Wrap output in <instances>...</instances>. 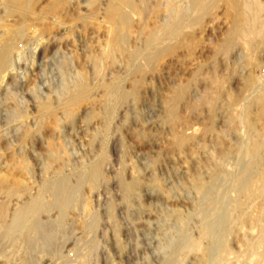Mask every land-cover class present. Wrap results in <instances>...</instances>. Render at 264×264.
Returning <instances> with one entry per match:
<instances>
[{
	"label": "rangeland",
	"instance_id": "374dc122",
	"mask_svg": "<svg viewBox=\"0 0 264 264\" xmlns=\"http://www.w3.org/2000/svg\"><path fill=\"white\" fill-rule=\"evenodd\" d=\"M70 1H65L66 7L63 6L62 12L60 11L59 14L61 20L66 21H63L65 24L57 27L55 24L57 18L48 13L53 0H37L35 4L36 18L27 19V26L32 28V32L41 29V25L53 27L55 24L54 27L57 28L51 27V29L47 26L49 33L43 35V40L40 41L41 43L39 42V46L35 42L40 34L29 32L23 42V58L17 56L15 58L19 71L12 70L10 76H6L0 87V117L2 116L0 119L6 123L13 116V107L18 106L20 110L28 111L30 119L28 123L31 126L34 124V129L38 123L36 121L38 120L36 112L38 96L40 99L47 98L48 95L54 100L63 99L61 88L63 71L67 73L66 84L71 85L78 73H85L87 78H92L90 84L93 89L90 98L82 102L80 109H78L75 119L77 126L71 127L70 122L64 120L62 111L59 110L58 117L63 119L62 128H56L54 125L45 128L42 131L45 138L41 142L34 143L33 146L32 144L28 146L27 149L31 153L29 178L28 175L16 174L15 177L9 179V181L11 180L9 183L5 184L6 187L0 186V264H80L79 261L83 262L86 258L88 260L85 261L86 264H164L165 259L171 255L170 245L178 239L182 230L179 224L180 219L185 221L187 219L186 232L189 233L188 236L191 237V241L199 239L200 223L193 214L196 215V208L202 201V195L198 193L196 188L200 180L203 183L204 181L205 183L209 182L217 168L225 173H233L234 175L239 173L240 168L236 166L235 159H231L228 155L234 150L238 151L242 147L241 145H244L248 140V134L251 131L238 124L240 123L239 117L248 105V116L255 123L254 133L253 131L251 133L256 135L264 130L261 103L252 102L255 93L253 90L255 91L258 87L264 89V44L258 46L259 50L250 51L248 47L240 43L235 50L228 53L223 52L221 46L226 41L232 27L233 22L231 20L234 18V10L231 6L232 0H219L215 3L216 5L212 6L213 9L211 8L209 13L200 15V19L195 25L186 27L187 29L183 30L178 39L172 40L173 42L171 41L169 47L171 51L162 55L153 66H146L142 63V73L130 72L129 65L127 67V53V56L121 57L122 60L118 55L117 63L110 62V66L107 64L110 68H105L106 71L98 73L97 77L90 68L91 64L88 63L87 56L90 53L91 56L101 55L102 49L105 48L103 46H105V39H107L110 29L107 24L105 9L110 0H98L94 5L95 7L99 6L96 8L94 6L88 7V0ZM133 1L137 13L135 16L134 14L130 16L131 27L128 39L130 51L141 48L145 38L149 35L148 32L160 28L162 26L159 24L162 23L160 22L161 18L164 20L166 16L163 5L166 0H146L149 1L146 4L145 0ZM184 1L187 3L186 0H176L175 3L177 2L178 5L184 7L186 5ZM261 1L264 2V0ZM180 2L181 4H179ZM145 5L149 8L147 9ZM156 8L161 9L158 14L154 12ZM68 11L71 13L69 14ZM69 15L71 16L69 17ZM4 21L6 26L12 27L18 26L23 20L20 16L14 15ZM147 26L148 29H146ZM58 37L60 41L55 42L59 39ZM89 46H92V52L89 50ZM33 47L37 48L33 50ZM95 53L97 54L95 55ZM33 54L36 57L34 66L29 62L31 61L30 55ZM235 57L237 58L235 59ZM84 63L85 65H83ZM69 67L73 68L69 69ZM92 73H94L95 78ZM120 76L126 80L124 90L128 92L129 96L123 108L118 112L111 128L105 130L104 119L102 120L104 118L105 85L111 84L115 78ZM251 80L256 83L254 86L248 83ZM215 81L217 83H214ZM60 90L61 95L59 94ZM179 91H183V95L175 104L176 109L174 115L171 116L170 110L174 105V97ZM228 120L229 122H227ZM19 125H21V120L11 123L10 126H5L4 130L11 132L12 129L17 130ZM14 135L15 132L10 136ZM12 139L14 140V138ZM181 139L184 142H180ZM51 141L53 143L57 141V145L61 146V150L63 149L61 151L62 158L59 160H62L61 162L48 164L46 160L45 155L49 151L48 143ZM60 143L62 144L60 145ZM15 144L17 143L14 142ZM6 146L7 144L4 149L7 148ZM14 150L9 151L8 159L0 167V173H6V162L11 161L12 154L21 153V147L18 145ZM103 153L107 154L108 161H110L103 165L101 183L99 182L97 188H93L89 182L83 185L79 195L80 202L78 201L73 209L66 212L62 225L57 226L55 223L58 218L57 210L50 211V214L43 213L40 216L44 227L46 226V229L51 227H49L50 230H47L53 237L52 245L46 247L42 241H38L37 245L32 248L33 251L25 237L20 234H15L7 239L2 237L5 226L14 211L36 197L44 183L48 178L53 177L55 172L61 170L70 175L71 181L74 183L76 181L74 173L81 166L85 167L89 163L93 164L99 161ZM95 155H100V157L97 158ZM47 165H50L48 170H46ZM120 173L124 175L122 176ZM120 175L123 181L128 184L140 180L138 187L128 201L123 199L121 193ZM16 178L21 179L16 180ZM16 181L19 182V187L9 193L11 186H7V184L12 185ZM18 189L19 192L23 190L21 196H19ZM231 197H235V195L231 193ZM47 200L50 201L51 198L48 197ZM251 201L240 213V219L232 232L233 234L228 238L229 247L232 251L230 254H235L237 260L234 256L228 255L226 261L232 263L226 262L225 264H246V262L253 264L255 261L254 258H251L248 263L250 258L244 254V247L248 237L249 240H254V237L258 236L260 230L257 229L259 226L264 228L263 214H261L264 199L262 200L257 196L255 201L254 199ZM259 214H261L260 217ZM243 215L245 217H242ZM96 218L100 219V222L95 227ZM53 219L55 222L51 221ZM237 233L240 239L236 238L238 237ZM242 241L243 243H241ZM204 242L207 244L205 243L206 245L203 247ZM93 243L97 246L95 249H92ZM202 244V248L205 250L208 246V240L204 239ZM203 250L197 252L186 250L175 257L173 264H201ZM80 252L83 255L82 258L79 257L81 256L79 255ZM204 264L206 263L204 262ZM207 264L212 263L208 262Z\"/></svg>",
	"mask_w": 264,
	"mask_h": 264
},
{
	"label": "bare ground",
	"instance_id": "6f19581e",
	"mask_svg": "<svg viewBox=\"0 0 264 264\" xmlns=\"http://www.w3.org/2000/svg\"><path fill=\"white\" fill-rule=\"evenodd\" d=\"M65 1L66 0H53V2L51 3V5L49 7L48 13L50 15H54V17L57 18L56 19L57 21L54 19L57 22V23H55V21H54V23L57 25V27H59V26L61 27L65 24L63 22L65 20H63V19L61 20V18L59 16L60 11L62 10L63 6L66 7V5H64ZM97 1L98 0H88L87 1L88 7L91 8L92 6H94L96 4ZM175 1L176 0H166L165 4H163V2H161L164 5V8L166 10V12H164V14L166 13L165 19L163 20V18H161L162 20L160 22H162V23H159L162 26L158 29L151 31L150 33L148 32L149 35L145 38V41H144L143 46L141 48H137L134 51H130L129 50L130 48H128L129 47L128 39H129L130 27H131L130 26V16H131V14H134V16L136 15V13H137V9L135 7L136 5H134L133 0H110V3L108 4V6L105 9L107 24L110 27L109 32H108V37H107V39H105L106 40L105 46H103L105 48L102 49L100 47L103 50V51L101 50L102 51L101 55L95 53V55L97 54L98 56H91V53H90V55L87 56L88 63L91 64L90 68H92V71H94L96 76L98 77V75H97L98 73L100 74L103 71H106L105 68H108V66H110L109 65L110 62H113V63L115 62V64H116L117 63L116 62L117 57H119V56H120V58L124 57L127 53H128V56L126 55L128 57L127 67L129 65L130 72L142 73V71H143L142 63H144L146 66H153L162 55H164L166 52L171 51V49H169L171 41L176 39V38L178 39V37L181 36V34L183 33V30L186 27L195 25L199 21L200 15L202 13H204V15L207 14V12L209 13L212 6L215 3H217L219 0H186L187 3L184 1L186 3V5L184 4L185 5L184 7L178 5L177 2L175 3ZM36 2H37V0H0V9H1L0 12L2 13L0 15V31H1L0 32V87L4 83L6 76H10V73L12 70L13 71L16 70V72H17V70L19 71V69H17L18 67H17L15 58H16V56L18 58H23V51H22L23 50V42H24L25 38L27 37V35L29 34V32L32 30L31 27L27 26V19L30 18V20H31V18H34V17L36 18V12H35ZM147 2H149V1H146L145 4ZM70 3H71V1H70ZM179 4H181V2ZM231 4L230 5L233 6V10H234V13H233L234 18H233V20H231L233 23H232V27L229 31L228 37H227L226 41L224 42L223 46H221L222 51L225 53L233 51L239 46L240 43H242L243 46L248 47V50L250 49V51L258 49L259 48L258 46H261L262 44H264V2H262L261 0H232ZM74 7H76V6L74 5ZM96 7H99V6L97 5ZM145 7H146V5H145ZM159 8H161V7H159ZM42 9H41V11H42ZM161 9H163V8H161ZM70 10H72V9H70ZM160 10H158L156 8V10H154V12H156V14H158V12H160ZM233 10H232V12H233ZM70 13L71 12H69V14ZM233 14H232V16H233ZM14 15L20 16L23 20L22 23H20L18 26H12V27L6 26L4 20L7 18H11ZM72 15H74V14H72ZM70 16L71 15H69V17ZM41 17H42V15H41ZM54 25H53V27H54ZM41 26H42L41 29L35 30V28H34L35 31L34 32L31 31V33H33V34H36V33L40 34V36L37 38V41L35 42V43H37V46H39V42L43 40V35L49 31V28L52 27L51 25H50V27L47 25L49 28L47 26L46 27L45 26L43 27V25H41ZM57 27H54V28H57ZM142 28L144 29L143 26H142ZM146 29H148V26ZM70 31H72V30H70ZM58 41H60V38L57 39L55 42H58ZM91 45L93 46V44H91ZM177 45H178V43H177ZM92 46H89L90 51H91V49H93V48H91ZM36 48L37 47H35L33 50H35ZM263 48H264V46H263ZM29 49L31 50V48H29ZM172 49H174V48H172ZM94 51H93V54H94ZM241 51H242V49H241ZM85 55H86V53H85ZM240 55H241V53H240ZM30 56H31V61H29V62H30V64H32V66H34V64L36 62V57L34 54L30 55ZM236 58L237 57H235V59ZM241 58H242V55H241ZM120 60H122V58ZM236 61H238V60H236ZM124 63H125V60H124ZM250 63H251V61H250ZM67 64H68V62H67ZM107 64H108V66H107ZM119 64H120V61H119ZM243 64H244V62H243ZM83 65H85V63ZM235 65H237V64H235ZM123 66H125V65H123ZM243 67H245V66H243ZM72 68L69 67V69H72ZM210 68H211V66H210ZM256 68H257V66H256ZM122 70H123V72L125 71L124 69H122ZM73 71H75V70H73ZM63 72L64 73H62L63 75L61 78V88L63 91V95H62L63 99L59 98L58 100H54L49 95H48V97L46 96L47 98H44V99L41 98L40 99V97L38 96L37 102H36L37 103V111L36 112L38 114V116H37L38 120L35 119L36 121H38V123L36 124L35 129H34V124H32L33 126H31L28 123V120H30L29 114L27 113L28 111L24 112V111H22L23 109L20 110L18 108V106L13 107V116L6 123L3 122L2 119H0V167L2 166L4 161L6 159H8V155L10 154L9 151H11V152L15 151L14 148L17 147V145L21 147V153L15 152L14 154H12L11 161L6 162V166H5V168L7 170L6 173H4V174H2L3 172L0 173V186H5L6 183H9L11 181V180L9 181V179L12 177H15L16 174H20L23 176L28 175L27 177L29 178V174H30V170H29V165H30L29 162L30 161L29 160L31 157V153H29L27 148L30 144H32V146H33L34 143L41 142V140L45 138L42 135V131L45 128L54 125L56 128L60 129L63 119L61 120L58 117V114H59L58 111L59 110L62 111L64 120L70 122L71 127L76 125L75 122H77V121H75V119L77 116L78 109H80L79 107H80L81 103L84 101H87L91 96L90 94H92L91 91L93 89H92L91 84H90V80L92 78L91 79L87 78L85 73H78L77 77L75 79H73V82L71 81L72 84L69 85V83L66 84V82L68 80L66 77L67 73L65 71H63ZM204 72H206V71H204ZM90 73H89V75H90ZM94 73H92V74L95 78ZM72 74H73V72H72ZM126 74H127V72H126ZM123 75H125V73H123ZM127 77H129V75L126 76V80H127ZM25 78H27V77H25ZM69 79L71 80L72 77ZM246 79H245V81H247ZM97 80H98V78H97ZM126 80L124 77L120 76V77L115 78L111 84L106 83L108 85H105V103H104V115H103L104 118H102V120L104 119L103 123H105V127H106L105 130L111 128V126L113 125V122L115 121V119L118 115V112L123 108L126 100L128 99L129 94H128V92H126L124 90V82ZM29 83H30V81H29ZM214 83H217V82L215 81ZM248 83L252 86H254L256 84L252 80L249 81ZM32 86H33V84H32ZM205 86H206V84H205ZM207 86H209V85H207ZM138 88H136V89H138ZM208 89H209V87H208ZM254 89H255V87H254ZM213 90H214V88H213ZM250 90H251V86H250ZM36 91L37 90H35V92ZM214 92H215V90H214ZM253 92H255V93H254V96L252 98V102H260L261 103V112H262V115L264 116V89H261V87H258L255 91L253 90ZM54 93H55V90H54ZM28 94H30V93H28ZM59 94L61 95V90H60ZM54 95H56V94H54ZM182 95H183V91H179L176 93V95L174 97V105L172 106V108L170 110L171 116L174 115V112L176 109L175 104L182 97ZM93 98H94V94H93ZM92 102H94V101H92ZM92 104H95V103H92ZM25 110H27V109H25ZM8 112H10V111H8ZM248 112H249V105L244 110V113H242V115L239 117L240 123H238V124H241L243 126V128L245 127L248 130H250L251 132L253 131V133H254V129H255L254 124L255 123H253L250 120V118L248 116ZM210 113H211V111H210ZM96 115H98V114H96ZM96 115H94V116H96ZM20 120H21V125H19L20 127L17 130L12 129L11 132H9V130H4L5 126H8V125L10 126L11 123H14V122L20 121ZM97 120H98V118H97ZM227 122H229V120ZM68 127H69V125H68ZM114 130H115V128H114ZM262 131L263 132L257 133L256 135L249 132L247 142L244 145H241L242 147L238 151L234 150V152H231L228 155L229 157H231V159L232 158L235 159L236 166L238 168H240L239 173H237L236 175H234L233 173H225L220 168H217L213 172L211 178L209 179L210 180L209 182L207 181V183H205V181H204V183H203L200 180V182L196 185L198 193H200L202 195V201H200L199 205L196 208V215L193 214L195 217L198 218V221L200 223L199 239L196 241L195 240L191 241V239H190L191 237L189 238V236H188L189 233L187 234V232H186V228H187L186 227L187 226L186 221H187V219H186V221L183 219H180L179 224H180L182 230L180 232L178 239L175 240L170 245L171 255L165 259L164 264H173L175 262V257L177 255L181 254L182 252L186 251V250H189V252L190 251H195V252L202 251L203 250L202 245L204 244L203 245V247H204L207 244L206 243L207 241L202 244V241L204 239L208 240V246L205 248V250H203V258H201L202 259L201 264H204V262L206 264L208 262H211L212 264H225L226 262L232 263V262L226 261V260H228L227 259V257H229L228 255H232V254H230L232 251L229 247L230 241L228 243V238L231 234H233L232 232H233L238 220L240 219V213L243 211L244 207L246 206V204L249 201H251L252 199H254V201H255V197L258 196L259 198H262V200L264 199V130H262ZM13 132H15V135L10 136ZM117 136H118V134H117ZM108 137L107 138L105 137V138L108 139ZM12 138H14V140ZM59 139H60V136H59ZM59 139H58V141H59ZM51 140H52V138H51ZM110 140H112V139H110ZM182 141H183V139L180 140V142H182ZM14 142H16L17 144L14 145ZM6 144H7V146H6L7 148L4 149V146ZM61 144L62 143H60V145ZM37 148H39V147H37ZM48 149H49V151H47L48 153L45 155L46 160L48 161V164L49 163L51 164L53 162H57L62 158L61 157V153H62L61 151L63 149L61 150V146L57 145V141H56V143H53L52 141L50 143H48ZM231 149H232V147H231ZM66 151H67V149H66ZM101 152H100V154H101ZM95 156H97V155H95ZM98 156L100 157V155H98ZM98 156H97V158H99ZM43 159H44V157H43ZM61 161H59V162H61ZM107 161H108V156H107V154L103 153L101 155V158L99 161H96L93 164L89 163V164H87L88 166H85V167L81 166V168L79 170H77L76 172L73 171V172H75L74 175H76V181H74V183L71 181L70 175L63 173L61 170H58L57 172L54 171L55 173L53 174V177L48 178V180L44 183V185L41 184V185H43V187H42V189H40L41 190L40 193L38 192L39 194L36 197L29 200L26 204L24 203L25 205L23 207L14 211V213L10 216V220H9V222H7V225L5 226L4 233L3 234L1 233L2 237L7 239L8 237H11L15 234H20L21 236L25 237V240L27 241V243L29 244V247L31 249L34 248L35 245H37L36 243L38 241H42V243H44V245L46 247H49L50 245H52L53 237L48 232L50 230L49 229L50 226L47 228L49 230H47L46 226L44 227V225L42 223L43 221L40 220V216L43 213H49L52 210H57L58 211V218H57L56 222L54 221V219L51 221L52 222L54 221L55 223H57L56 224L57 226H61L64 219H65L66 212L69 209H73L76 206V204L78 203V201L80 202L79 195H80V191H81L83 185L86 184L87 182H89V183H91L93 188H97V186H98V184L101 181L102 176H103V171H102L103 165ZM42 164H44V163H42ZM54 165H55V163H54ZM49 166L50 165H47L46 170L50 169ZM56 168H57V166H56ZM56 168H54V169H56ZM3 170L4 169H2V171ZM232 170H234V169L232 168ZM70 172H72V171H70ZM67 173H69V172H67ZM20 175H18V176H20ZM121 175L123 176L124 174H121ZM121 175L119 177V186L121 189V193L123 194V199L128 201L130 199V197L132 196V194L134 193V190L138 187L140 180H139V182L134 181L133 183L128 184V183H125L123 181V179L121 178ZM117 178H118V176H117ZM19 179H21V178H16V180H19ZM43 181H45V180H43ZM258 183H260V184L258 185ZM7 186H11L10 188L8 187L9 193H11L13 190H15L19 187V182L16 181L12 185L7 184ZM29 188H31V187H29ZM1 190H2V187H1ZM2 192H4V191H2ZM18 192H19V189H18ZM22 192H23V190H21L19 192L20 193L19 196H21ZM231 193L234 194L235 197H231ZM81 194H82V192H81ZM48 197L51 198L50 201L47 200ZM27 199H29V198H27ZM257 200H259V199H257ZM251 202H253V201H251ZM258 204H259V202H258ZM250 205H251V203H250ZM128 206H130V205H128ZM261 206H262V204H261ZM258 207H259V205H258ZM261 209H262V213L261 212L260 213L263 214L262 218L264 220V206ZM255 211H257V210H255ZM93 213H92V215H93ZM256 214H258V212ZM261 214H259L258 216L260 217ZM7 216H9L8 213H7ZM242 217H245V216L243 215ZM99 222H100V219L96 218L94 226L96 227L99 224ZM258 222H257V225H258ZM241 223H242V221H241ZM246 223H247V221H246ZM255 224H256V221H255ZM86 225H88V224H86ZM243 226L245 227V225H243ZM3 227H4V224H3ZM188 227H189V225H188ZM86 228H87V226H86ZM246 228H248V227H246ZM260 228L261 227L259 226V229H257V230H260V231H258L259 232L258 236L256 238L254 237V240L253 239L249 240V237H248V241L245 243V247L243 246L245 248L244 254L248 258H250V259H248V263L250 262L251 258H254L255 261L253 264H264V228H261V229ZM196 229H197V227H196ZM239 230H241V229L239 228ZM237 236L238 237H236V238H239V234ZM17 237H19V236H17ZM241 243H243V241ZM93 244H92V249H95L97 246H96V244H94V245ZM240 244H239V246H240ZM36 248H37V246H36ZM36 250H38V249H36ZM242 250H243V248H242ZM36 252H38V251H36ZM81 252L79 255H81ZM91 252L93 253L92 250H91ZM87 253H89V252H87ZM92 253H89V254H92ZM239 254H241V253H239ZM234 255H232V257ZM82 256L83 255H81L79 257L82 258ZM184 256H185V254H184ZM238 256H237V258H238ZM83 258L85 259V257H83ZM233 259H232V261H233ZM235 259H236V257H235ZM86 260H87V258L83 262L82 261H79V262H81L80 264H86V262H85ZM89 260L91 261V259H89ZM240 261H241V259H240ZM240 261H238V262L242 263ZM234 262H235V260H234ZM243 263H244V261H243ZM65 264H67V263H65ZM246 264H247V262H246Z\"/></svg>",
	"mask_w": 264,
	"mask_h": 264
}]
</instances>
